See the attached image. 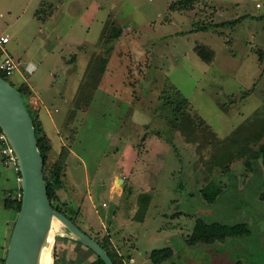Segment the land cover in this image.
<instances>
[{
	"label": "rangeland",
	"instance_id": "1",
	"mask_svg": "<svg viewBox=\"0 0 264 264\" xmlns=\"http://www.w3.org/2000/svg\"><path fill=\"white\" fill-rule=\"evenodd\" d=\"M97 1L106 16L96 43L85 36L88 29L97 35L101 24L80 21L88 0H56L53 19L37 22V32L55 26L54 43L65 34L85 39L82 48H54L59 65L53 71L64 70L67 81L38 79L42 95L52 84L61 91L58 110L41 114L53 136L48 171L56 161L63 164L55 207L99 239L119 264H126L132 245L136 264H154L147 261L150 252L167 245L176 248L177 264L186 253L206 264H264V0H195L184 10H173L174 0ZM37 5L0 0V33L15 20L22 32L34 29ZM202 47L213 53L211 64L199 55ZM16 76H8L14 85ZM213 182L222 192L209 202L202 188ZM149 186L154 199L145 223L138 231L121 227L137 201V216L146 211ZM12 214L0 206V264L18 216L7 224ZM198 217L210 228L191 250L180 235ZM231 225L243 233L249 227V236L226 243L221 232ZM97 256L60 223L54 264H89Z\"/></svg>",
	"mask_w": 264,
	"mask_h": 264
},
{
	"label": "crops",
	"instance_id": "2",
	"mask_svg": "<svg viewBox=\"0 0 264 264\" xmlns=\"http://www.w3.org/2000/svg\"><path fill=\"white\" fill-rule=\"evenodd\" d=\"M55 1L56 0H37L38 5L33 11L32 17H31V22L35 24V28L34 29L29 28L30 30L29 32H25V31L22 32L21 30H19L18 27L15 26L17 24V21L15 20V21L8 22L7 26L9 28V31L4 30L0 33V36L9 37L6 43L0 44V55L8 53L18 62V68L13 73L17 75L16 79L18 81V84L15 86L19 87V86L27 85L29 87L32 93L27 98V105L29 106L28 108H30L33 114L36 117H38V119L40 120L44 128L46 135L51 139L53 138V136L52 134H50L49 130L46 129V126L42 119L41 114L44 112L48 116H51L53 113V110L55 111L58 110V104L56 103V99L61 95V91L58 92L55 88V85L53 86L52 84V91H49L47 94L42 95L41 92L39 91L40 87L42 88V86L40 85V82L38 81V79L46 75V78H42L39 80H43V79L50 80L51 76L52 77L54 76L57 78V81L58 80L67 81L69 77L67 78V76L64 73V70L61 71V73L64 75L56 74L55 71L57 70V68L55 69V71H53L54 68L59 65L58 55L55 54L54 48H56L59 45V43L69 44L70 47H73L76 44L77 45L79 44V47L82 48V43L84 44L82 40H85V39L88 40L89 44L96 43L97 39L99 38V36L101 35L103 31V27L105 26L104 21H105V16H106V14L101 15V12H103V9L105 10L104 4H102L101 2L97 0H88V2L85 5L86 11L82 12L80 15V21L85 22L86 20L88 27L90 26L95 27V25H97L98 27L101 24V31H99L97 35H93L95 36L93 38V36L90 35L89 29H88V34L85 36V39L77 38L75 37L76 35L73 37L75 39L73 38L68 39L66 37L67 34H65L64 35L65 37L61 39L63 35L62 36L58 35L56 36V38H58L57 41L54 40L56 43L55 45L54 42L50 41V36L52 35L51 33L55 32L54 25L52 26L51 24L49 27L44 26L43 31L37 32V22L38 21H41L42 23L47 24V22L53 19L54 12L52 10L53 8L52 4L55 3ZM19 19H21V16L19 17ZM42 27L43 25L41 26V28ZM30 32H32V34L34 35H32ZM12 40L14 41L13 45L10 47H7V45L10 42H12ZM87 47L88 46L84 45V48H87ZM57 60H58V63H57ZM40 75L42 76L39 77ZM61 76L62 78H60ZM122 158L123 160H125L124 154H122ZM138 159H141V156H138L137 160ZM146 172L148 173L150 171L148 170ZM122 181L124 182L125 179L123 178ZM21 185L22 184L18 180V173L14 169L10 167H6L3 164L1 160V155H0V206H3L4 208H6L5 202H4L6 192H8L9 190H12V191L16 190ZM146 191L149 192L148 198H150V200H146L144 202L145 205H147L146 211L142 209L144 213L141 211L140 216L139 217L137 216L138 214H136V212L138 213L139 211L138 209L141 208L140 206H138L140 205V203L137 201L135 203L136 206L134 205L133 209H130L131 211L129 210V213H130L129 218H126L123 216L122 225L120 224L121 227L128 226L127 229H130V231H134V230L138 231L140 229V226H142L145 223L148 212H149L148 210L150 206L152 205L153 199H154V196L150 195V192L152 191V186H149L148 188H146ZM136 194H137V191L132 193L133 197L136 198ZM142 205L143 204H141V206ZM12 217H13V214L7 218V224L9 223V220ZM193 230H194V226L192 229H190V231L186 234V236L180 235L181 239L183 240V243L188 248L190 249L192 248L191 250H193V248H196V247L198 248L199 246L202 245L201 242H196L192 244L190 243V241H187L190 238V235L193 233ZM248 236H245V237H248ZM245 237H227L225 238V241L227 243L230 239H235V238L244 239ZM125 242H126V239H125ZM164 247H171L173 248L174 252L167 259L161 261L160 263H155L151 259V253L153 251L152 250L149 256L147 257V261L149 260L154 264H164L166 262H171L170 264H177L176 261L173 259L178 254L176 248H174L173 245H167ZM164 247H161V248H164ZM131 248L129 249V252H127L128 254H126V258L125 257L123 258L126 264H136L138 262L136 259V256L134 255L135 245H132ZM161 248H158V249H161ZM190 249L188 251H191ZM193 252L195 253L196 251L194 250ZM119 254L121 255V253ZM188 256H189V253L188 254L186 253V259L185 261H183V264H200V263L206 264L204 262H197L196 259L194 258L189 259Z\"/></svg>",
	"mask_w": 264,
	"mask_h": 264
},
{
	"label": "water",
	"instance_id": "3",
	"mask_svg": "<svg viewBox=\"0 0 264 264\" xmlns=\"http://www.w3.org/2000/svg\"><path fill=\"white\" fill-rule=\"evenodd\" d=\"M0 126L16 149L22 176V205L11 233L5 264H31L40 239L54 216L63 221L76 239L91 247L106 264H115L98 240L53 206L33 118L21 91L1 75Z\"/></svg>",
	"mask_w": 264,
	"mask_h": 264
},
{
	"label": "trees",
	"instance_id": "4",
	"mask_svg": "<svg viewBox=\"0 0 264 264\" xmlns=\"http://www.w3.org/2000/svg\"><path fill=\"white\" fill-rule=\"evenodd\" d=\"M194 1L195 0H174L170 6L173 10L190 9L193 7ZM197 50H198V53L201 56V58L206 63L211 64L213 62V60H214L213 53H211L210 51L208 52L204 47L198 48ZM0 75L3 76L4 78H6L7 80H9L8 75L1 70H0ZM17 88L21 91L23 98L25 100V103H26L27 98L32 93L31 90L29 89V87L27 85L19 86ZM30 115H31V113H30ZM31 117L33 118L34 125L36 128V135H37V139H38L39 149L41 150V153H42V156L44 159V177H45V179L47 181V185H48V194H49V197L51 199L53 206L55 207V205L53 203V198L56 195V189L58 187H62V185H63L62 174H61L63 164L59 161H56V162H54V164L52 166V170L50 172L48 171V167H47L48 152L47 151L50 148L49 137L46 135L44 128H43L40 120L38 119V117H36L35 115H33V116L31 115ZM261 151H262V159H263V164H264V148H262ZM17 190L22 191V186H20L19 188H17L16 190H13V191L9 190L5 194L6 196L4 198L5 206L7 209L12 210L13 216L18 215V213L21 209V205H22V196H17V193H16ZM221 192H222V188L216 182H213L211 184L209 183L202 188V195L209 202L216 201L220 197ZM260 198L264 201V190H262V192H260ZM56 208L59 209L58 207H56ZM59 210L61 212L65 213L61 209H59ZM70 218L73 221H75V219H73L72 217H70ZM209 228H210V222L204 217H198L196 222H195V225H194L193 233L190 235V238L187 241H190V243H192V244L196 243V242H201L203 240V237L207 236ZM249 230H250V228L248 227V231ZM242 231L243 230L241 229V227L239 225L236 227H235V225H231L229 228H225L224 230H222L221 237L227 238V237H245V236H248V231L246 233H243ZM96 240L101 242L99 239H96ZM173 252H174V250L171 247L154 249L151 253V259L155 263H160L161 261L167 259ZM109 254L112 256L115 264H119L110 252H109ZM5 260H6V258L4 259V263H5ZM242 263L243 262L238 260V261L234 262L233 264H242ZM89 264H106V263L100 256H97V258L94 261L90 262ZM223 264H225V263H223Z\"/></svg>",
	"mask_w": 264,
	"mask_h": 264
},
{
	"label": "built area",
	"instance_id": "5",
	"mask_svg": "<svg viewBox=\"0 0 264 264\" xmlns=\"http://www.w3.org/2000/svg\"><path fill=\"white\" fill-rule=\"evenodd\" d=\"M8 36H0V44L8 41ZM18 68V62L8 53L0 55V70L5 72L8 76L13 74ZM0 155L3 164L6 167L14 169L18 173V180L22 184L21 166L19 157L14 145L9 136L0 126ZM22 186V185H21ZM17 196H22V191H16Z\"/></svg>",
	"mask_w": 264,
	"mask_h": 264
},
{
	"label": "bare ground",
	"instance_id": "6",
	"mask_svg": "<svg viewBox=\"0 0 264 264\" xmlns=\"http://www.w3.org/2000/svg\"><path fill=\"white\" fill-rule=\"evenodd\" d=\"M60 223H63L58 217L54 216L51 224L45 231L44 235L40 239L39 247L35 256L32 259L31 264H54V244L55 235L59 229ZM78 237V235H76Z\"/></svg>",
	"mask_w": 264,
	"mask_h": 264
}]
</instances>
